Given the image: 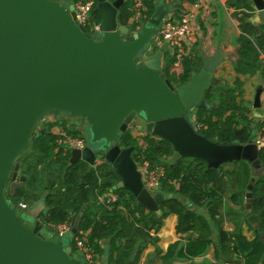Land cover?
<instances>
[{
	"label": "water",
	"instance_id": "obj_1",
	"mask_svg": "<svg viewBox=\"0 0 264 264\" xmlns=\"http://www.w3.org/2000/svg\"><path fill=\"white\" fill-rule=\"evenodd\" d=\"M75 1L0 0V264H86L74 256L71 237L42 239L41 217L48 214L44 198L25 212L34 225L30 228L6 195L9 188L13 193L27 181L16 161L28 149L34 128L50 113L88 122L87 148L70 149L69 167L78 162L111 164L120 178L117 188L131 192L137 203L158 216L172 197L151 192L133 160L135 148L117 144L134 122L140 121L147 134L173 146L167 161L171 166L184 159L206 162L214 169L248 162L253 175L245 197L247 219L263 238L253 213V192L264 177L261 147L255 139L248 144H220L196 131L194 112L210 108L205 98L220 84L214 74L223 56H203V68L193 71L189 83H171L162 74L166 49L159 48L154 56L148 52L158 44L176 4L154 1L150 21L133 32L132 25L121 26L118 21L128 0H97L100 33L91 37L76 24ZM252 3L264 18V0ZM260 20L257 17L256 22ZM260 93L256 110L261 107ZM178 201L195 210L190 202ZM82 217L72 223V236L79 234ZM110 243H105L100 264H110Z\"/></svg>",
	"mask_w": 264,
	"mask_h": 264
},
{
	"label": "trees",
	"instance_id": "obj_2",
	"mask_svg": "<svg viewBox=\"0 0 264 264\" xmlns=\"http://www.w3.org/2000/svg\"><path fill=\"white\" fill-rule=\"evenodd\" d=\"M154 1L161 0H146L141 20L132 23L136 13L132 12L133 0H128L119 11V24L132 25V31L137 32V28L147 24L155 13ZM232 6L239 10L236 18L242 30L236 71L238 74H257L264 70V24L259 25L258 30L253 26L251 19L255 9L250 0H236V5ZM92 13L93 21L101 24L100 13L95 9ZM159 50L156 44L148 53L154 56ZM173 63V56L166 53L162 74L171 83L183 81L187 84L193 71L201 70L198 59L184 61V73L178 78L171 74ZM242 86L238 80L235 88L220 84L207 93L205 101L210 108L194 112L196 131L200 136L220 144H248L254 139L256 129L252 127L249 111L242 102L239 103ZM58 125L34 131L30 150L18 159L21 176L27 177V181L13 193L9 189L6 195L10 204L21 212L24 211L20 204L29 206L44 198L48 214L42 215L41 223L51 233L53 226H71L77 217L83 215L80 232L85 236L81 239L92 248L95 264H99L105 253L106 241L111 242L110 264H128L131 259L140 264L149 245L157 242V235L171 214L178 217V234L187 233L197 238H190L187 246L180 250L179 244L171 246L163 260L168 261L175 256L192 259L205 255L216 233L224 256H236L245 264H264V237L257 235L250 241L240 231L228 233L224 230V218L228 216L226 200L242 205L241 199L246 197L248 185L252 182L253 170L248 162L227 163L220 169H214L209 168L206 162L184 159L171 166L167 161L173 156L174 148L169 142L147 133L140 139L135 137L131 127L120 136L118 146L135 148L132 157L138 167L148 162L165 170L159 191L172 199L161 206L163 215L158 216L137 203L131 192L117 188L120 178L111 164L100 161L90 166L78 162L69 167L70 149L59 145L60 135L53 129V126L65 124ZM66 129L68 135L84 139L88 144L87 132H67ZM259 158L264 164V147H261ZM259 180L253 192V213L259 219L264 234V177ZM109 193L116 194L118 200L107 208L99 204V197ZM178 199L190 202L195 210L184 206ZM71 243L74 252H78L75 238L72 237Z\"/></svg>",
	"mask_w": 264,
	"mask_h": 264
},
{
	"label": "crops",
	"instance_id": "obj_3",
	"mask_svg": "<svg viewBox=\"0 0 264 264\" xmlns=\"http://www.w3.org/2000/svg\"><path fill=\"white\" fill-rule=\"evenodd\" d=\"M250 1L252 3V0ZM166 4L177 5L174 10L175 12L170 16L169 20L180 21L188 13L194 12L195 14L191 26L193 37L192 41L186 45L189 52L185 61L191 62L198 59L201 62L202 69L203 56L214 58L221 54L224 59L214 74L215 79L221 85L231 88H235L236 81L240 80L242 82V97L239 103L242 102L249 111L252 127L256 129L254 134V139H256L264 126V70L254 75L238 74L236 71L235 64L239 60L241 48L239 39L242 34L240 23L236 18L239 10L232 6L236 5V0H166ZM195 5L198 7L194 8ZM252 6L254 8L253 3ZM141 17L142 15L136 17L135 20L140 21ZM257 17H260L261 20L256 22ZM251 22L258 30V26L264 24V18L255 10V15L251 19ZM162 47L172 56V49L166 43L162 42L159 45V48L162 49ZM183 66L181 69L171 67V74L179 78L184 73L185 68ZM260 90L261 107L256 110L255 101ZM143 128L144 132H146L145 126ZM55 129L58 132L59 129ZM135 137L138 136L135 135ZM228 201L225 202V211L227 209L230 213H234L235 217L227 216L224 218V230L228 233L240 231L243 237L245 236L250 241L254 240L257 236L255 233L256 229L249 224L247 218L241 217L238 209H235L237 211L235 212L234 209L228 208ZM230 203L234 205L232 201ZM178 222L176 215L171 214L167 217L163 228L157 235V242L149 245L141 258L140 264H245L243 259H239L236 256L226 257L223 255L216 233H214L212 237L213 243L209 246L205 255L192 259H181L175 256L168 259V261L163 260V257L167 255L171 246L179 244L180 250L187 246L190 238H197L196 235L187 233L183 235L178 234L176 231ZM213 229L215 231V226H213ZM158 251L161 252L160 255L157 254Z\"/></svg>",
	"mask_w": 264,
	"mask_h": 264
},
{
	"label": "built area",
	"instance_id": "obj_4",
	"mask_svg": "<svg viewBox=\"0 0 264 264\" xmlns=\"http://www.w3.org/2000/svg\"><path fill=\"white\" fill-rule=\"evenodd\" d=\"M134 7L132 12L136 13V17H139L142 14V11L146 9V0H133ZM97 5V0H77L74 2L75 13H76V24L83 27L88 32V35L95 37L97 33H100V23L96 24L92 17L93 11ZM198 6L195 5L194 8ZM195 17L194 12L184 15L180 21L168 20L164 23L161 28V42L166 43L170 49H172V56L174 58L173 68L181 69L189 49L186 48V45L192 41L193 32L191 29L193 19ZM133 19L132 23L137 20ZM138 22V21H137ZM57 128V127H56ZM139 129L142 127H138ZM60 135L59 145L67 149H77L85 150L87 148V143L84 139L75 138L68 135L62 130L57 132ZM259 147H264V126L261 129L259 135L255 139ZM139 171L142 175L143 184H145L148 189L157 193L161 188V180L165 176V170L162 167L152 166L148 162L143 163L139 167ZM118 200V196L114 193H109L99 197V204L109 207L113 205ZM22 211L29 209V206L20 204ZM60 238L64 237H73L75 242L78 244L79 252L83 254V258L87 264H95V255L92 248L88 247L84 241L81 239L85 236L84 233L79 232L77 236L71 235L72 225L64 224L61 226H53Z\"/></svg>",
	"mask_w": 264,
	"mask_h": 264
},
{
	"label": "rangeland",
	"instance_id": "obj_5",
	"mask_svg": "<svg viewBox=\"0 0 264 264\" xmlns=\"http://www.w3.org/2000/svg\"><path fill=\"white\" fill-rule=\"evenodd\" d=\"M160 41H162L161 39L158 41V46H159V44H162V42H160ZM165 44V43H164ZM151 50V49H150ZM148 56H150L149 55V53H148ZM55 124V126H56V124L58 125V126H60V125H64L65 126V128H67L66 130H67V132L70 130V131H81L82 133H85V132H87V135H88V122H87V120L86 119H84V118H82V117H77V116H69L68 118H63V117H58V116H56V115H54L53 113H50L49 115H47V116H45L38 124H37V126L34 128L36 131L38 130H42V129H46L47 130V128H50V125H54ZM64 126H60V127H57V129H60V130H62V131H64L65 132V128H64ZM131 127H133L134 128V132H135V135L136 136H138V137H141L142 138V136L143 135H145V133L146 132H144V126L140 123V121H136V122H134L132 125H131ZM138 127H142V128H138ZM53 129H55V127L53 126ZM34 130V131H35ZM56 130V129H55ZM34 133V132H33ZM33 135V134H32ZM140 138V139H141ZM30 143H31V141H30ZM31 145V144H30ZM30 145H29V147H28V149L23 153V154H25V153H28V151L30 150L29 148H30ZM22 154V155H23ZM21 155V156H22ZM20 156V157H21ZM19 157V158H20ZM18 158V159H19ZM18 159H17V163H18ZM10 189V188H9ZM8 192V191H7ZM242 205H233L232 203H230V201H228V200H226V201H228L227 202V206H228V208H232V209H234V211H235V209H238L239 210V212H240V215H241V217L242 218H247L248 217V213H247V205H246V200H245V197H242ZM25 212L26 211H24V212H21L20 210L18 211L17 210V213H18V215H19V217H23L24 218V220L26 221V222H28L29 221V218L25 215ZM235 212H237V211H235ZM226 215H228V216H234L235 217V215H234V213H230L229 211H227V209H226ZM73 225V224H72ZM41 237H42V239H44V240H46V241H53V238L55 237H58V238H60V236L58 235V233L55 231V230H53L52 231V233L51 232H49L48 230H47V228L45 227L44 228V230L42 231V233H41ZM74 256L77 258V259H81V258H83V254L81 253V252H74ZM101 263V261L99 262V264ZM87 264V263H86Z\"/></svg>",
	"mask_w": 264,
	"mask_h": 264
},
{
	"label": "flooded vegetation",
	"instance_id": "obj_6",
	"mask_svg": "<svg viewBox=\"0 0 264 264\" xmlns=\"http://www.w3.org/2000/svg\"><path fill=\"white\" fill-rule=\"evenodd\" d=\"M30 222H31V221L26 222V221L24 220V224H25V225H27V226L30 227V228H33L34 225H31Z\"/></svg>",
	"mask_w": 264,
	"mask_h": 264
}]
</instances>
